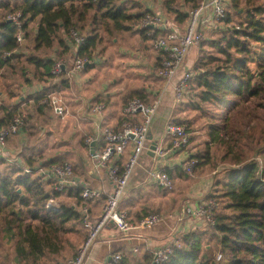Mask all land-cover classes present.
<instances>
[{"label":"trees","instance_id":"1","mask_svg":"<svg viewBox=\"0 0 264 264\" xmlns=\"http://www.w3.org/2000/svg\"><path fill=\"white\" fill-rule=\"evenodd\" d=\"M135 2L140 4L137 0ZM160 5L162 11H158L159 13L173 14L174 20L181 24L186 21L187 11L198 5V0H160ZM229 6L236 15L242 16L243 22H238V28L227 27L228 35L223 36V42L214 44L218 55L196 58L191 69L189 68L197 73L190 79V89L181 103L191 97V84L199 89L196 93L197 100L189 99L186 103L190 109L205 110L201 104L210 103L216 108L222 106L226 110H232L254 99H259L258 105L264 109V0H229ZM136 7L137 11H130L122 0H0V73L13 72L17 67L22 73L21 83L25 87H31L34 83H47L48 79L53 78L50 74L53 62L61 57L72 56L68 39L70 29H76L84 35V41L77 47L76 55L85 57L89 63L101 42L102 34L115 38L117 34L136 30L148 38V28L134 30V27L146 13L154 11L141 4ZM16 11L22 14V30L27 40L25 46L28 53L24 58L19 54L22 46L16 41L17 28L6 19L8 13ZM34 20L37 21L36 31L30 35L28 26ZM222 21L229 23L232 19L226 13ZM79 30H86V34ZM161 33L162 31L156 30V35ZM40 49L58 51L57 57L41 55ZM6 52L10 55L4 58ZM70 60L72 61L71 58ZM251 63H255V71L251 69ZM64 79L67 81L66 77ZM40 87V90L32 91L33 95L29 98H33V104L38 109L45 111L47 106L46 110L52 113L50 106L40 105L38 100L55 87ZM14 96L16 94L9 93V98ZM132 97L144 100L145 94L141 91L132 92L125 96L124 102ZM19 103L9 105L0 102V129L8 126L13 117L21 113ZM25 119L26 126L30 116ZM226 120L227 117L222 122L210 123L208 126L209 142L225 146L222 160L230 164L223 171L224 176L215 180L205 197L216 201L217 198L222 199L221 207L215 214V223L207 230L196 229L183 234L180 246L174 248L168 259L160 264H264V127L257 135L253 132L254 127L250 126L249 131L240 138L231 135L227 139L224 137L227 136ZM24 132L23 126L15 134ZM242 139H245V143L241 145L239 141ZM251 142H255L254 147L250 145ZM245 145L254 149L262 163L256 158L246 157L243 148ZM189 156L196 160L195 171L207 166L211 158L208 145L204 152L190 153ZM37 161L26 158L25 164L32 167ZM5 162L0 159V163ZM38 163L47 167L52 163L62 162L49 159ZM163 170L170 175L167 168ZM214 189L216 193L213 192ZM79 192L78 187L67 189L63 193L73 198L75 203L61 205L58 210H48L45 207L46 200L51 196L61 195L53 190L52 181L34 172L23 173L18 166H11L7 174L0 176V239H14L16 253L22 258L42 254L43 247L51 239L49 233L56 235L69 222L82 221L77 209L83 203ZM95 200L98 199L86 201V204L89 206ZM35 221L38 222L36 225L33 224ZM44 228H48L50 232L43 236L40 232ZM65 229L67 230L66 227ZM143 258L150 262L151 252ZM118 264L129 262L122 255Z\"/></svg>","mask_w":264,"mask_h":264},{"label":"built area","instance_id":"2","mask_svg":"<svg viewBox=\"0 0 264 264\" xmlns=\"http://www.w3.org/2000/svg\"><path fill=\"white\" fill-rule=\"evenodd\" d=\"M229 0H198V5L187 11V18L182 29L169 26L167 18L159 12L146 13L138 24V28H148L147 36L150 38L151 48L158 55V67L156 75L162 80L163 85L151 102H145L139 97H132L126 101L122 107L123 119L118 127L101 128V121L104 103L97 102L91 107L96 121L94 122L96 131L103 138L104 144L98 153H93V167L99 171L104 170L107 179L111 182V190L105 195L101 207V213L96 220H92L89 215V206L86 201L99 199L102 191L82 185L73 173V167L68 162L52 163L47 167L37 163L29 167L20 166L15 159H8L9 163L17 165L23 173H36L40 177L50 180L53 183V190L62 194L70 188H80L79 197L83 200L78 211L82 216V227L85 235L79 243L74 255L64 262L56 264H84L93 245L101 236L103 228L107 224H112L118 233L126 237H131L133 231L145 230L157 225L162 218L157 213H150L143 216L137 224H131L124 210L120 208V203L125 196L128 179L138 164L142 153L149 151V133L157 113V109L162 102L164 93L170 89L173 93L174 104L180 103L190 89L189 81L196 74L191 70H185L177 80H172L182 67L188 53L199 46L205 39L204 25L209 27L212 22L222 21L226 17ZM21 12L8 13L6 19L12 22L16 28V41L22 46L26 39L22 30ZM204 19V20H203ZM235 28H238L235 27ZM156 30L162 31L156 35ZM84 35L75 29H70L68 39L72 51V61L68 65L63 57L56 59L51 68L50 74L53 77L64 75L68 80L73 79L83 69L85 62L89 61L85 57L76 55L77 47L84 41ZM10 53H4L7 58ZM39 87L36 90H40ZM40 105H48L53 115L60 119L68 115L67 107L63 97L58 92H48L41 95L38 100ZM25 125L24 116L17 114L13 117L8 126L0 129V157L5 158L6 139L9 135L18 133ZM163 140L168 141L167 150L182 151L186 150L190 143L188 127L184 123L168 121L163 128ZM91 137L85 140L90 144ZM130 148L127 161L119 166L114 163L113 157L123 154ZM164 148L157 144L153 150V155L161 157ZM196 160L191 156L185 157L180 163L182 172L187 175L193 173ZM148 179L159 187L171 190L173 181L164 170L150 171ZM219 203L213 198H194L187 199L174 213L169 215L175 225L171 228V236L168 240L158 245L151 251L150 264H160L168 259L174 248L180 246L179 235L185 234L196 229L205 230L215 223V214L219 209ZM45 207L48 210H58L56 197H49ZM137 251V248H134ZM220 254L217 255V258ZM122 254L112 252L104 264H118Z\"/></svg>","mask_w":264,"mask_h":264},{"label":"rangeland","instance_id":"3","mask_svg":"<svg viewBox=\"0 0 264 264\" xmlns=\"http://www.w3.org/2000/svg\"><path fill=\"white\" fill-rule=\"evenodd\" d=\"M122 1L127 4L130 11H137V4H135V0ZM227 14L230 15L232 21L229 23H225V21H215L208 29L204 30L203 32L205 39L189 54V60L193 61L194 58H199L201 56L205 57L207 55H218L217 46L214 44L223 42V36L228 35V32L226 31L227 27H237L239 26L238 22H243L242 16L236 15V13L230 9L229 1ZM165 17L167 19H173L174 16L173 14H168L165 15ZM36 25V20L29 23L28 29L30 35L36 31ZM79 31L83 34H86V30ZM142 38L143 37L139 31L117 34L115 35V38H111L105 34H102L101 42L97 45L95 51L92 54L93 58L90 60L91 62L88 64L86 69L81 71V77L87 72L88 75L92 77L95 85L108 84L107 90L115 92V97H118V101L121 105H123V98L127 96V94L131 93L132 91L139 90L141 87L148 86L152 90H156L160 86V81L156 77L157 65L155 62V54L148 50L147 46L143 43L145 40ZM26 43L27 40L19 50V54L22 55L23 58L28 53L27 46H25ZM252 46L255 48V44ZM39 53L44 56H53L56 58L58 51H54L53 49H40ZM25 67L28 69V71H31L29 66L25 65ZM16 68L13 72H8L5 74L0 73L1 103L9 105L17 104L19 103V96L23 94L22 88L25 86L21 83L23 81L22 73ZM251 69L254 71L257 69L255 63H251ZM193 72L197 73L196 71ZM68 84L69 83L61 75L57 76L54 86L50 85V87H55V89H52L57 90V92L62 97L64 95L70 96L74 90L71 91L68 89L66 86ZM194 86L195 84H191L192 95L189 98L190 100L188 99L189 101L197 100L196 93L199 89ZM29 88H32V90L29 89V91H31L30 95H33L32 91L39 87L37 86V88H35L33 86ZM63 91H68L69 93L65 94ZM11 92L16 94V96L9 98V93ZM30 95L26 96L28 98L25 99V106H20L21 113L18 114L24 116L25 122V117L28 115L30 116V120L28 122L29 124H27L30 126L25 129V132L28 133L29 137H34L38 132L42 133V137H45V147L40 148L39 152L52 155L55 153L54 148L59 145L61 146L62 144L66 143V145L72 146L71 141L76 138L73 137L75 134L72 136L73 130L71 123H73V118L69 117V120H64L52 116L51 112L46 110L47 106H45V111L38 109V107L34 105L33 102L27 100L29 97H31ZM97 96V100L101 99V101L105 102L104 96ZM226 98L231 99V97ZM188 100L182 103L180 102L174 104L172 113L173 119L170 120V122H182L186 124L190 134V143L186 148L187 151L183 150L180 152L181 160L185 159L187 152L188 154L204 152L206 146L208 145L211 155L210 161L207 166H204V168L201 170L195 171L194 168L191 175H187L184 172L177 174L179 175L178 177L181 178V181L176 185L174 182V188L170 191H165L161 187H152L147 185L145 190L147 193L141 195L143 204L139 208L134 209L136 210L137 214L141 213L143 215H147L150 213H157L162 218V222L166 221L175 207H180L187 199H191V197H193H189L188 194H191L190 188L194 186V180L199 177L205 178L208 180L207 190H209L212 189L215 180L221 179L224 176L223 171L230 166L229 163L222 160L226 148L223 144L218 142H209L208 126L210 123L222 122L223 118L227 117V136H224L227 137V139H230L231 135H234L237 137V139L240 138V136H243L244 133L249 131L250 126L254 127L253 132H255L257 135L260 132V129L264 127V109L259 107V99L251 100L244 104V106L240 105V107H236L232 110H226V108L222 106L216 108V106L210 103L201 104L205 110H193L186 106V103L189 102ZM39 113L41 115H39ZM84 121L85 120H79L80 123L82 122L86 125L87 122ZM260 122H262V124L259 125ZM84 130H86L83 131L84 134H89L86 128ZM83 136L84 135L81 137L83 138ZM255 138L256 137H254V139ZM234 140L236 139H231V141ZM239 143L242 145L245 143V139L240 140ZM250 145L254 147L255 142H251ZM45 148L47 150L44 153ZM243 148L245 150L246 157L256 158L262 163L261 157H259L255 153L254 149L250 148L249 145H245ZM0 159L2 160L1 157ZM13 165L14 164L8 163L7 161L5 164L0 163V176L7 174ZM196 190L203 191V184L199 183ZM214 191L215 189L213 192ZM122 202L123 203H121V207L128 212L129 207L127 208V206L130 205V202L125 199H123ZM217 202L219 203V207H221L222 199L217 198ZM74 203L75 200L73 198L67 197L66 193L61 194L56 200L57 207ZM36 223L38 222H33L34 225H36ZM65 227L60 228L56 235H52V233H49L50 230L48 228H44L43 232H40L41 235L44 236V233H49L51 239L49 244H46L43 247L44 252L42 254L34 255L32 258H22V256L17 255L14 239L1 238L0 264H56L59 261H65L66 259L70 258L72 253H75L79 245H75L78 239H83L82 236L85 235L84 230H82L83 227L81 220L71 221L66 224ZM145 254L149 255V252L141 249H138L136 252H122V255L128 260L129 264H150L149 261L147 262L144 260L143 257Z\"/></svg>","mask_w":264,"mask_h":264},{"label":"crops","instance_id":"4","mask_svg":"<svg viewBox=\"0 0 264 264\" xmlns=\"http://www.w3.org/2000/svg\"><path fill=\"white\" fill-rule=\"evenodd\" d=\"M137 2H139L141 5H144L147 9H151L154 12L162 11L160 0H137ZM140 4L137 3L138 6H140ZM185 22L181 24L177 23L174 20V17L173 19H169V18L167 19V23L169 24V26L178 29H182L185 25ZM212 23H210L209 25H211ZM137 27L138 25L134 27V30L139 29ZM204 28H205L204 30L208 29L207 27H205V25ZM142 37H143L142 39L145 40V42H143L144 45L147 46L148 50L152 51L153 54H155V62L157 65L156 67H158V55L151 48L150 38L148 36H147L148 38H145L143 35ZM194 49L195 48H193L188 53L182 67L180 68V70L172 80V83H174L177 80V78H179L181 74L185 70H188L194 63L196 58H194L193 61L189 60V54ZM50 58H54V57L51 56ZM70 58L72 59V56H70ZM70 58L69 57L65 58L67 60L68 65L71 63ZM86 68L87 66L84 67V69ZM62 76L64 77V75ZM156 77L160 81L159 83L160 86L156 90H152L148 86L141 87L139 90H136V91H141L143 94H145V97L143 98L145 102H151V100L159 92L161 86L163 85L162 80L157 75ZM56 80L57 77H53L51 79H48L47 83H39V84L34 83L33 86L35 88H37V86L38 87L40 86L47 87L50 85L54 86ZM67 82L69 83L68 85H66L68 89L74 91H72L73 95L70 94V96L68 95L63 96L68 111V115L63 119L69 120V117L73 118V123H71L73 130L72 136L73 134H75V136L73 137H76L71 141L73 147L71 145H66V143H64L61 146L59 145L56 148H54L55 153H53L52 155H48L47 153L43 154L39 152L40 148L45 147V143H46V139L45 137H42V133L38 132L34 137L33 136L29 137L28 133L26 132H24L23 134H15V135L11 134L6 139V149H5L6 157L2 159H5L8 163H9L8 159L10 158L15 159L20 166L26 165L25 164L26 158H34L35 160H38L37 163L40 162L41 160H49V159L71 163L73 167L74 176L76 177L78 182L90 188L99 189L103 193L100 199L89 203V214L91 218H97L101 213V207L105 199V195L111 190L112 185L111 182L107 179L104 170L101 169L97 171L93 167L94 163H93L92 154L98 153L101 150L104 141L103 138L100 137L99 133L96 131L94 125L96 118H94L93 113H91V107L94 106V104H96L97 102L101 101V99L97 100L98 97L97 95L104 96L105 102L102 101L104 103V109L101 115L102 119L99 122L100 127L102 129L106 127L116 128L118 127L120 121L123 119L122 107L125 102L123 103V105L119 103L118 97L117 98L115 97V92L107 90L108 84L95 85V82H93L92 77L88 75L87 72L85 75H82V77L80 72V74L75 76L73 79H69V80L67 79ZM29 89L32 90V88L29 87L22 88L23 94L19 98V101H21L19 105L21 107L25 106L24 105L26 103L25 99L28 98L26 96L30 95L29 92L31 91H29ZM50 92H57V90H51ZM63 92H65V94L69 93L68 91H63ZM129 94H127V96H129ZM32 99L33 98H29L27 100L33 102ZM123 101H125V97L123 98ZM173 107H174L173 93L170 88L166 90V92L164 93L162 102L157 109V113L154 117L150 129V133L148 136L150 144L154 142L155 144L156 143L160 144L164 148V154L161 157H158L151 154L149 151L142 153L138 164L135 166L133 172L131 173L128 179L127 191H126L127 193L125 198L123 199L130 202V205L127 206V208L129 207L128 208L129 211L127 212L125 209L121 207V203H123L122 201L120 203V208L126 212L130 223L133 225L137 224L138 221L143 216V214L141 213L137 214L136 210L134 209L139 208L143 204L141 195L147 193V191H145L147 185H150L152 187H159L157 184L151 182L148 179L150 171L163 170L164 168H167L170 173L169 176L173 181V188H174V182L176 185L178 182L181 181V178H179L178 177L179 175H177L182 172L180 163L184 159L181 160L180 157L181 151L167 150V148L169 147L168 141L163 140L164 125L168 121L173 119L172 116ZM39 115L41 114L39 113ZM52 116L55 115L52 114ZM79 120H85L87 122L86 125L85 123L82 122L80 123ZM27 124L29 123H26L27 127L25 126V129H27L28 126H30ZM85 128L87 129L89 134L83 133V131H86L84 130ZM26 134L28 137L26 136ZM82 135H84L83 138L81 137ZM88 137H91L93 139V141L91 142L94 143L92 147L90 146L91 143L90 144L85 143V140ZM46 150L47 149L45 148L44 153ZM129 151L130 148H127L123 154L113 157L114 163H116L117 165H123L127 161ZM189 155L190 154H188L187 152V156ZM207 181L208 180L201 177L194 180L193 182L194 186L190 188L191 194L188 192L189 193L188 196L189 197L193 196L194 198H199V197L205 198L207 196L206 194H208L206 192L209 191L207 190ZM199 183L203 184V189H204L203 191L196 190ZM58 197H56V200ZM178 208L179 206L175 207L172 213H174ZM174 225H175L174 221H172L171 218L170 219L168 218L166 221L163 222L161 220V222H159L157 225L151 228L141 231L140 230L133 231L135 235L133 234V236L131 237H126L123 234L118 233L112 224H107L103 228L101 236L93 245L84 264H104L112 252H120V253H122L123 251L132 252L134 251V248H137V251L138 249H141L151 252L158 245H161L168 240V238L171 236L170 234L171 228ZM182 235L183 234L179 235V237H181ZM83 237L84 236H82V238ZM81 240L82 239H78L75 245L77 246Z\"/></svg>","mask_w":264,"mask_h":264},{"label":"water","instance_id":"5","mask_svg":"<svg viewBox=\"0 0 264 264\" xmlns=\"http://www.w3.org/2000/svg\"><path fill=\"white\" fill-rule=\"evenodd\" d=\"M186 15H187V13H186ZM8 22H10L9 20H8ZM88 65V62H85V64H84V66L86 67ZM149 138V137H148ZM94 143H91L90 144V146L92 147V145H93ZM155 143L153 142V143H151L150 145H149V152L151 153V154H153V150L155 149Z\"/></svg>","mask_w":264,"mask_h":264}]
</instances>
